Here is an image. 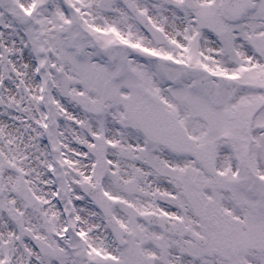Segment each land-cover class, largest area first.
<instances>
[{
	"label": "snow or ice",
	"instance_id": "snow-or-ice-1",
	"mask_svg": "<svg viewBox=\"0 0 264 264\" xmlns=\"http://www.w3.org/2000/svg\"><path fill=\"white\" fill-rule=\"evenodd\" d=\"M0 264H264V0H0Z\"/></svg>",
	"mask_w": 264,
	"mask_h": 264
}]
</instances>
